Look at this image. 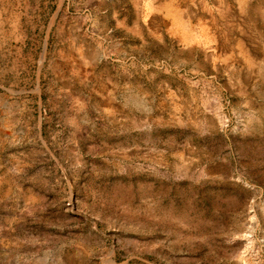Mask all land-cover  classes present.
Listing matches in <instances>:
<instances>
[{
    "label": "rangeland",
    "instance_id": "rangeland-1",
    "mask_svg": "<svg viewBox=\"0 0 264 264\" xmlns=\"http://www.w3.org/2000/svg\"><path fill=\"white\" fill-rule=\"evenodd\" d=\"M0 264H264V0H0Z\"/></svg>",
    "mask_w": 264,
    "mask_h": 264
},
{
    "label": "bare ground",
    "instance_id": "bare-ground-1",
    "mask_svg": "<svg viewBox=\"0 0 264 264\" xmlns=\"http://www.w3.org/2000/svg\"><path fill=\"white\" fill-rule=\"evenodd\" d=\"M186 27V26H185Z\"/></svg>",
    "mask_w": 264,
    "mask_h": 264
}]
</instances>
